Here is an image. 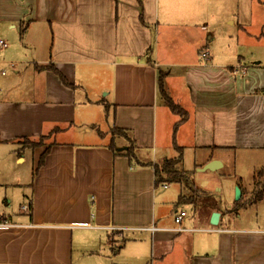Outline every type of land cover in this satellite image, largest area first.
I'll return each mask as SVG.
<instances>
[{
	"label": "crops",
	"instance_id": "1",
	"mask_svg": "<svg viewBox=\"0 0 264 264\" xmlns=\"http://www.w3.org/2000/svg\"><path fill=\"white\" fill-rule=\"evenodd\" d=\"M0 1L10 32L0 31V264H264V230L223 228L222 215L213 225L214 208L188 218L182 188L174 202L155 174L186 146L207 152L198 168L221 163V149L264 151V0ZM31 33L32 45L47 35L48 57H27ZM159 75L184 121L162 101ZM104 91L110 130L135 143L132 162L117 150L127 139L114 138L115 154L106 130L76 142L88 120L78 114ZM57 128L33 179L48 146L22 140ZM159 188L173 210L158 208Z\"/></svg>",
	"mask_w": 264,
	"mask_h": 264
},
{
	"label": "rangeland",
	"instance_id": "2",
	"mask_svg": "<svg viewBox=\"0 0 264 264\" xmlns=\"http://www.w3.org/2000/svg\"><path fill=\"white\" fill-rule=\"evenodd\" d=\"M1 14L2 12L0 11V31L9 34L10 32L7 29V22L1 18ZM43 35L44 34H41L38 38L37 45L28 44V42L33 39V33H31V37H29L30 40L25 39L29 47L33 46L27 55L28 58L34 59L48 57L47 35ZM11 72L12 71H9L8 73L12 74ZM105 93L106 91L91 97V100L89 101L94 102L90 107L84 108V111L82 112L79 111L81 113L78 115L80 116L83 113L87 116L88 120L85 125L77 126L76 142L96 143L102 141L103 138L99 137L98 129L100 131L106 130L105 132H107L108 138L112 134L109 126L111 125V120H113V110L112 112L109 110V113H107L108 111L104 107L106 103L109 101L111 102L110 97L105 96ZM161 99L164 101L163 98ZM182 109L186 112L184 108ZM173 115L177 116L175 118L178 120L182 119L181 115L174 113ZM179 125L180 124L177 123L175 128H179ZM95 127H97V129H95ZM88 129H90L92 133H86ZM160 131L162 136L164 130L160 129ZM175 131L176 130L174 129L173 132ZM56 137L57 135L54 133L53 139H56L58 142L59 137ZM51 142V139H47L45 140V145L48 146ZM122 143L123 141L121 140L116 141L117 146L122 145ZM173 143H175L174 139L172 140V144ZM158 154L160 157V152ZM171 154L176 156V152L173 149ZM206 154V151H201L193 146H186L181 162V167L186 175V178L184 179L185 185H183L182 188L180 184L172 183L171 188L167 191L170 192V195L174 194V202L177 201L181 190L180 188H182V192H184L186 191L185 187L190 186V188L193 187L199 190L201 195L196 197L194 204L186 203L181 205V207L188 213V218L196 216V218H201L202 220L203 214H209L210 209L214 208L222 215L223 228L238 231L264 230V197L259 201H255L256 191L264 183V176L259 177V173L264 169V151H251L248 149L236 148L221 149L216 153V156L221 159L220 161L221 163H224V166L215 171H199L200 168H198L197 165L203 163ZM30 163L31 161L27 159L24 168H27L28 171H31ZM237 188L241 192L240 198H238ZM161 192L166 191H163L161 188L158 189V208L163 209V207H165L167 210H173L174 205H172L171 200L160 207ZM192 192L191 189L187 190L186 196H191ZM199 224L200 225L197 227L202 225V223Z\"/></svg>",
	"mask_w": 264,
	"mask_h": 264
},
{
	"label": "trees",
	"instance_id": "3",
	"mask_svg": "<svg viewBox=\"0 0 264 264\" xmlns=\"http://www.w3.org/2000/svg\"><path fill=\"white\" fill-rule=\"evenodd\" d=\"M141 3V0H138ZM153 54H154V47H149L147 50V56L148 57V62L152 63L153 61ZM43 69V68H42ZM46 69L53 71L55 74L58 75V77L61 79V81L63 82V84L70 86V84L68 83V81L66 80V78L57 70L55 69L52 65L51 66H47ZM158 85H159V90H160V97L164 99L165 103L168 105L169 109L172 111V113L174 114H178L181 115L182 119L180 120V122L184 121L186 119V112L179 107L177 104H175L173 102V100L169 97L168 92L166 90L163 78L161 75H159L158 78ZM56 131H59V129L57 128V130H53L49 135H43L39 138H37V140H30L28 138H24L22 140L23 146L24 148H32L35 149L37 147H42L45 145V140H47L48 138H50L54 133H56ZM112 132V141L109 145L110 149L115 153L118 154L116 152V145H115V139L116 137H122L127 139L128 143V150L126 151V155L129 157V159L131 160V162L133 161V159L136 158L134 149H135V143L132 140V138L129 137V135L122 129H118V128H113ZM51 145H48V147L46 148V150L41 154L39 162H38V166L37 169L35 171H33V179L36 177L37 175V171L38 169L43 165L44 163V158L45 156L48 154L49 150H50ZM178 148V147H177ZM179 149V148H178ZM179 155L176 158L173 159H167L165 161L162 162V164L160 165H156L155 166V174H156V185H162L165 183H178L182 186L185 185V178L186 175L181 167V162H182V150L179 149ZM264 176V169L259 173V177ZM187 185V184H186ZM186 191L191 189L192 195L191 196H186V191L182 192L181 195L179 196V200H178V204L182 205V204H186V203H191L194 204L196 201V197L200 196V192L199 190H197L196 188H190L189 187H185ZM264 197V183L261 185V187L256 191L255 194V201H259Z\"/></svg>",
	"mask_w": 264,
	"mask_h": 264
},
{
	"label": "water",
	"instance_id": "4",
	"mask_svg": "<svg viewBox=\"0 0 264 264\" xmlns=\"http://www.w3.org/2000/svg\"><path fill=\"white\" fill-rule=\"evenodd\" d=\"M128 148H118L117 150L119 152L123 151V150H127ZM221 163L219 161H211L208 164H206L205 166H203L202 168L199 169V171H215L216 169H218L219 167H221ZM237 194H238V198H240L241 192L240 190L237 188ZM221 216L220 212H214L212 215V220H211V224L213 225H217L219 223V218Z\"/></svg>",
	"mask_w": 264,
	"mask_h": 264
},
{
	"label": "built area",
	"instance_id": "5",
	"mask_svg": "<svg viewBox=\"0 0 264 264\" xmlns=\"http://www.w3.org/2000/svg\"><path fill=\"white\" fill-rule=\"evenodd\" d=\"M6 47H7V43L4 40L0 39V49L6 48ZM202 57L204 59H208V57H209L208 52L203 51L202 52ZM5 73H6L5 71L2 72V74H5ZM163 187L164 188H167L168 185H163ZM24 209L27 210V211H29V207L28 206H25ZM185 216H186V212L185 211L178 212L176 214V217H175V222L177 224H180L183 221V219H184ZM152 230L154 231V230H157V229L152 228ZM181 230L183 231L184 229L183 228H179V231H181Z\"/></svg>",
	"mask_w": 264,
	"mask_h": 264
}]
</instances>
